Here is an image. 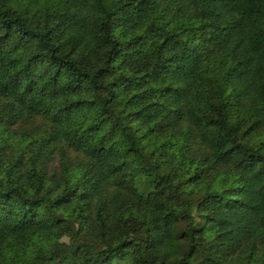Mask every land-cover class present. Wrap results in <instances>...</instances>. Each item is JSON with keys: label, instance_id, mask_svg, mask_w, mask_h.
I'll return each mask as SVG.
<instances>
[{"label": "trees", "instance_id": "trees-1", "mask_svg": "<svg viewBox=\"0 0 264 264\" xmlns=\"http://www.w3.org/2000/svg\"><path fill=\"white\" fill-rule=\"evenodd\" d=\"M117 28L140 33L126 46L138 62L136 75L121 76L129 83L117 92L100 94L92 111L101 115L89 116L84 133L95 134L89 149H101L116 169L103 193L106 205L98 210L92 198H67L74 186L54 198L32 191L42 177L33 179L21 152L0 183V264H264V108L238 131L232 124L237 110L264 105V0H90L86 10L75 0H0V96L26 102L5 132L15 127L17 147L27 139L42 143L51 131L43 108L65 107L52 94L78 79L85 95L75 102L86 107V88L95 80L80 61L102 59L107 67L126 60L113 56L121 47ZM143 87L149 93L132 97L126 114H118L123 96ZM149 94L147 108L175 101L189 121H201L192 147L211 158L191 173L199 176L196 185L169 172L152 140L141 148L144 137L133 134L134 118L153 116L145 108ZM32 105L41 110L30 111ZM75 118L70 113L64 122ZM48 156L40 157L46 173L63 160L86 158L71 142ZM48 199L61 206L53 212ZM44 219L62 221L54 237Z\"/></svg>", "mask_w": 264, "mask_h": 264}, {"label": "clouds", "instance_id": "clouds-1", "mask_svg": "<svg viewBox=\"0 0 264 264\" xmlns=\"http://www.w3.org/2000/svg\"><path fill=\"white\" fill-rule=\"evenodd\" d=\"M75 2L82 9H87L90 0H75ZM92 25L90 24L89 27ZM69 28L72 26L69 25ZM140 33L121 32L119 28L115 30V36L121 42L119 50L113 52V56L126 57L127 59H113L108 62L105 67V61L100 59H92L90 62L81 60L80 63L86 67L94 80V84L87 85L85 98L89 101L87 106L76 103V100L80 99L81 95H85L80 92L81 88H84L83 79H78L68 89H62L61 93H53L56 96V104L64 105L65 107L57 110L53 106L43 108L42 116L45 126L50 129L49 136L41 143L39 138L34 143L32 139H27L22 142L20 146H16L14 138L11 133L16 132L15 127L5 132V122L12 124L14 120L19 118L21 113L20 105L25 104L24 100H17L12 97L7 102L4 101V97L0 96V149H5V155L0 159V183L6 182V174L13 170L16 160L19 158L20 153H24V167L28 170L35 172L33 177H42L36 183L32 185V191H36L39 187L42 197L54 198L59 196L61 192H64L68 186H74V190L67 192V198H76L79 195L81 201L92 198L96 201L98 210H103L106 205V201L103 200V193L112 185V181L115 175L116 169L112 168L111 161H107L103 157L101 149H89L88 142L92 140L94 142L95 134L92 131H88L85 136V128L90 115H101L98 111L93 112L95 103L101 99L100 94L107 97L111 92H117L129 81L121 80L120 77L127 75L134 77L137 71V61L133 59L131 49L127 48L130 40H134ZM60 44H64V40L60 41ZM59 46V45H58ZM25 55L31 56V53H25ZM104 69V71H101ZM99 73V75H97ZM108 75L105 80L104 77ZM103 81V82H102ZM153 87H159V84ZM228 91H232L229 89ZM149 93V88L143 87L132 90L126 93L119 105L116 108L118 114H126L128 109L125 108V104L132 97H139ZM167 96V92L164 93ZM227 96V92L225 93ZM235 95V92H233ZM151 95L145 100L146 111H152L153 116L144 120V116L141 115L138 118H134V123L131 124V130L136 137H144L141 148L144 144H147L149 140L154 142L155 147L152 149L155 152L156 148L160 149L161 153L165 154V158L168 159L170 168L169 172L178 173L183 181L190 185H196L199 180V176L191 175L198 168H204L210 159V155L198 152L193 149L192 141L195 138V132L198 131V126L201 124L199 120L189 121L188 116L185 115L186 109L179 105L175 101H169L164 103L163 100L160 104L155 105L153 108H147V105L152 104ZM159 108V111H156ZM260 108H264V105L250 104L245 106L243 110H237L233 116L232 124L236 126V130L242 126V122L250 119L253 116L259 114ZM29 110L40 111V105H32ZM70 113H77L78 118L72 119L70 122L65 123ZM27 113H25L26 115ZM143 121V123L141 122ZM259 124V121H258ZM138 129V131H137ZM151 132L149 133V130ZM149 133V135H145ZM20 135V133H17ZM248 134L245 133V136ZM71 142L73 148L78 149L85 154V160L79 162H73L70 160H63L61 167L58 171L53 173H46V170L42 167L43 160L49 158L48 154L56 155L62 151V146ZM216 148H222V144L215 145ZM15 148V151L12 149ZM234 151V150H233ZM152 155V153H148ZM160 155V153H157ZM231 152H225L222 158H228ZM156 157H153L155 160ZM151 164V161H149ZM202 174V173H201ZM235 181L238 179L235 175L226 177ZM174 183H180V179L173 177ZM121 187L123 185L121 184ZM129 192L134 191L131 187L127 189ZM243 191V190H241ZM48 204L51 205L53 212L61 206L59 199H48ZM32 220H35L33 216ZM32 220H25L26 224H31ZM62 221L53 219L49 223L48 219L42 221V225L47 227L48 234L52 237L55 236L56 230L60 227ZM44 227H41L40 231H43ZM39 235V233L37 234ZM66 239V237H61ZM53 239V243H55ZM32 247H37V244H33ZM127 244L121 245V250H126ZM47 264V262H46Z\"/></svg>", "mask_w": 264, "mask_h": 264}]
</instances>
